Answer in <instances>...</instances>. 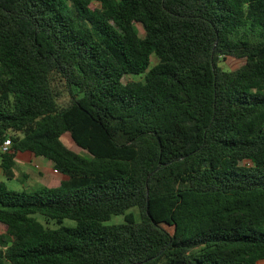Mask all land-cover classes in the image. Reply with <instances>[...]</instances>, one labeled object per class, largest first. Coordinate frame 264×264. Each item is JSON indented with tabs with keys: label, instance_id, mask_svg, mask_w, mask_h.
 Here are the masks:
<instances>
[{
	"label": "trees",
	"instance_id": "trees-1",
	"mask_svg": "<svg viewBox=\"0 0 264 264\" xmlns=\"http://www.w3.org/2000/svg\"><path fill=\"white\" fill-rule=\"evenodd\" d=\"M5 138L6 179L18 152L66 178L0 181V264H256L264 0H0Z\"/></svg>",
	"mask_w": 264,
	"mask_h": 264
},
{
	"label": "crops",
	"instance_id": "crops-1",
	"mask_svg": "<svg viewBox=\"0 0 264 264\" xmlns=\"http://www.w3.org/2000/svg\"><path fill=\"white\" fill-rule=\"evenodd\" d=\"M70 142V141H69ZM70 148V146H68ZM14 166L18 167V173L20 174V179L22 185L32 186V187H55L59 184L61 180L66 177L54 171L50 162L43 157L34 156L28 152H18L14 156ZM13 177L16 176L13 170ZM4 177L0 168V181ZM5 178V177H4ZM6 179V178H5ZM256 264H264V258L257 261Z\"/></svg>",
	"mask_w": 264,
	"mask_h": 264
},
{
	"label": "rangeland",
	"instance_id": "rangeland-1",
	"mask_svg": "<svg viewBox=\"0 0 264 264\" xmlns=\"http://www.w3.org/2000/svg\"><path fill=\"white\" fill-rule=\"evenodd\" d=\"M139 34L142 35L140 30H139ZM153 62H154V59L151 58V63H153ZM220 65L225 66L223 62L222 63L220 62ZM236 65H237V63L235 61H233V60L227 63L228 68H232V67H234ZM138 78L139 77H133V79H138ZM124 79H125V77H124ZM60 139L62 140V142L65 145L70 146V148L73 151H76V152H78L81 155L87 156L85 151L80 150L79 148H77L75 145H73L71 143V141L69 140L67 135L66 136L65 135L61 136ZM13 170L16 173V176L14 178H9V179H5L4 177L2 178V182L4 183L6 188L11 189V190H15V191H25V192H32L35 189H37V187H35V186L32 187V186L22 185L21 179H20V174L18 173V167L17 166L13 167ZM129 212H131L133 214V216H134V219L137 220L136 209L135 208H129V209H127L124 212V214L111 215L108 220L103 222V224H116V223L123 222L124 221V215L126 213H129ZM33 216H34V218L37 221H39L40 223L44 224L43 217L40 214L35 213V214H33ZM46 225L48 227H50V228H55V227H57L59 225L68 226V227H74L75 226V222L73 220H71V219L63 218L61 220V222L58 223V224L55 223L54 220H49Z\"/></svg>",
	"mask_w": 264,
	"mask_h": 264
},
{
	"label": "built area",
	"instance_id": "built-area-1",
	"mask_svg": "<svg viewBox=\"0 0 264 264\" xmlns=\"http://www.w3.org/2000/svg\"><path fill=\"white\" fill-rule=\"evenodd\" d=\"M9 145H10V142L8 138H5L4 140H2V142L0 143V153L6 152L9 148Z\"/></svg>",
	"mask_w": 264,
	"mask_h": 264
}]
</instances>
